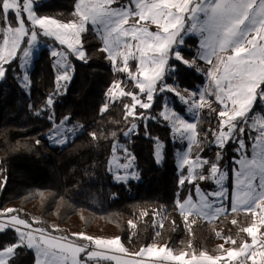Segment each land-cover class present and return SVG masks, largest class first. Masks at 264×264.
<instances>
[{
  "label": "snow or ice",
  "instance_id": "snow-or-ice-1",
  "mask_svg": "<svg viewBox=\"0 0 264 264\" xmlns=\"http://www.w3.org/2000/svg\"><path fill=\"white\" fill-rule=\"evenodd\" d=\"M42 7L38 0H0V83L7 77L6 66L14 61L22 66L21 54L23 66H27L35 55L40 36L53 39L61 46L50 55L62 69L58 84L70 81L74 71L72 59L87 62L83 36L91 26L102 41L100 50L107 54L116 71L125 73L139 91V94L125 92L117 82L109 89V97L129 96L132 103L125 105L127 117L141 123L162 119L171 125L170 131L177 143L187 142V151L176 153L181 172L178 187L191 186L183 200L175 201L185 225L190 223L189 217L213 220L229 211L252 212L258 216L259 226L253 221L252 226L242 229L251 243L225 250L226 258L238 264L249 261L264 264V232L261 231L264 226V0H78L71 20L52 18L41 11ZM186 37H198V52L192 60L186 59L180 50L186 45ZM196 59L209 67H196ZM177 64L203 73L208 87L203 91H182L178 85ZM21 78L25 82L29 79L27 75ZM168 94L176 98L171 106ZM209 97L214 98L219 110L212 107L213 100ZM46 102L52 106L53 97H47ZM175 103L186 106V113L199 114L207 107L217 116V128L202 132L197 123L189 122L175 109ZM154 106L158 109L156 113L151 112ZM137 108L143 111L137 112ZM66 124L67 121L54 124L48 139L55 144L67 142L77 126ZM138 127L137 123H131L124 136L136 133ZM209 132L214 133L210 144L217 149L212 159L201 152ZM92 135L95 138V133ZM154 143V159L161 164L165 159V145L158 138ZM229 144L235 153L231 160L234 177L231 192L226 184L229 169L220 163ZM117 147L114 144L111 161L116 169L115 180L127 183L139 179L134 165L136 157L127 148H122L117 157ZM202 183L213 187L202 188ZM13 213V209L0 212V234L12 231L16 236L10 245L0 246V264H12L18 255L17 249L32 251L33 264H89L90 261L143 264L145 256L175 264H220L222 259L205 253H200L199 259L196 256L186 259L188 253L173 255L172 250L155 246L134 254L141 259H121L117 254H127L128 250L119 238L100 239L82 233H74L76 239L56 236ZM232 223L237 221L234 219ZM227 242L237 243L232 237H227Z\"/></svg>",
  "mask_w": 264,
  "mask_h": 264
},
{
  "label": "trees",
  "instance_id": "trees-1",
  "mask_svg": "<svg viewBox=\"0 0 264 264\" xmlns=\"http://www.w3.org/2000/svg\"><path fill=\"white\" fill-rule=\"evenodd\" d=\"M77 2L45 0L40 3L41 11L53 18L71 20ZM89 28L83 36L87 62L72 59L73 76L63 88H58L55 58L48 48L34 60L29 96L18 82L17 62L6 66L7 77L0 83V212L13 209V214L31 220L34 226H43L54 235H66L70 239H76L73 232L117 236L132 252L160 243L175 255L217 256L226 255L225 250L238 249L244 242L251 243L242 229L256 222L252 212H230L211 221L189 218L190 223L185 225L175 205L176 200L186 197L191 187L188 184L178 187L176 153L180 147L162 120L141 123L127 117L125 105L132 103L129 96L108 102L107 94L118 76L107 54L100 50L102 41ZM39 39L61 49L49 38L40 36ZM186 41L192 46L187 44L181 50L185 57L192 59L198 50V39L188 37ZM131 64L133 68L137 66L135 61ZM177 67L181 89L195 90L205 83V76L193 68L179 64ZM124 85L127 92L139 94L127 77ZM50 96L54 99L52 106L46 102ZM168 98L172 103L176 100L172 94ZM212 100L213 107L219 110ZM175 109L184 112L180 103H175ZM140 111L143 110L137 108ZM151 112L156 113L158 109L154 106ZM205 119L200 128L202 132L217 128L215 113L206 110ZM64 120L79 123L83 131L65 148L49 146L47 138L53 125ZM131 123L139 127L127 140L124 132ZM157 138L165 145V159L161 164L154 159ZM213 138L212 132L205 137V154L210 157L217 151L210 144ZM116 143H124L136 157L138 180L127 183L113 180L109 162ZM232 147L229 144L223 151L221 164L234 154ZM234 219L236 224L232 223ZM261 231L264 232V226ZM227 237L237 243L221 245L220 241L227 242ZM15 240L12 231L0 234V246ZM17 253L12 264H33L32 251L17 249Z\"/></svg>",
  "mask_w": 264,
  "mask_h": 264
},
{
  "label": "rangeland",
  "instance_id": "rangeland-1",
  "mask_svg": "<svg viewBox=\"0 0 264 264\" xmlns=\"http://www.w3.org/2000/svg\"><path fill=\"white\" fill-rule=\"evenodd\" d=\"M43 1H45V0H38V2L39 3H41V2H43ZM51 17V16H50ZM53 18V17H52ZM90 27V26H89ZM152 30H155L154 29V26H153V29ZM40 38V37H39ZM188 37H186V39H187ZM196 38H198V37H196ZM50 39V38H49ZM55 44H58L55 40H53V39H51ZM187 44H189L190 46H192V44L191 43H189V42H187L186 41V45L185 46H183L181 49H183V48H185V47H187ZM45 48H48L49 50H50V52L53 50V49H57V50H59L57 47H55L54 45H48V44H46L45 42H43V41H41L40 39H39V45H38V47L34 50L35 51V55H34V57L33 58H31L30 60H29V62H28V64H27V66H23V57H22V54L20 55V64L22 65V66H19V72H18V75H17V79H18V82H19V84H20V86H21V89H22V91L27 95V96H29L30 95V93H31V83H30V72L32 71V69H33V67H34V60L36 59V58H38L39 57V55H40V53L42 52V50L43 49H45ZM180 49V50H181ZM181 52H183L182 50H181ZM198 52V50H196V53ZM183 54V53H182ZM185 57V56H184ZM186 59H189V58H187V57H185ZM193 59V58H192ZM192 59H189V60H192ZM55 61H56V58H55ZM110 61V60H109ZM110 64H111V67L113 68V71L115 72V74L118 76V78H117V80L115 81V83H117V82H120V84H121V88L125 91V92H127V90H126V87H125V85H124V78L125 77H127V75L125 74V73H121V72H118V71H116V67L112 64V62H110ZM119 64H120V61H117V66H119ZM195 66L196 67H198V68H200V69H207L208 67H209V65H207L205 62H203V61H201V60H199V59H196V61H195ZM55 68H56V70H57V73H58V76L61 74V72H62V69L61 68H59L57 65H56V62H55ZM197 73H199V74H203V73H201V72H197ZM23 75H27L28 76V81L27 82H25L21 77L23 76ZM204 75V74H203ZM72 76H73V72H72ZM205 76V75H204ZM127 79H129L128 77H127ZM71 81V80H70ZM70 81H68V82H64V81H59V84H58V88L60 89V88H63L67 83H69ZM114 83V84H115ZM208 79H207V77L205 76V83L203 84V85H200V86H198V88H196L195 90H199V91H203V88H205V87H208ZM181 89V88H180ZM182 91L183 90H185V89H181ZM194 90V91H195ZM109 93V92H108ZM188 93L187 92H185V95H187ZM107 98H108V102H114L115 100H117L118 98H120V96H116V98L115 99H111L110 97H109V94H107ZM169 99V104H170V106L173 104L172 103V99L171 98H168ZM209 99H211L212 100V97H209ZM181 105V104H180ZM184 107V112H181L182 114H184L185 116H186V118L188 119V121L189 122H193V123H197L198 124V127L199 128H201V126H203L205 123H206V110H209L207 107H205L204 109H202V110H200L199 111V114H194V113H186L185 112V107L186 106H183ZM212 107H213V104H212ZM214 108V107H213ZM210 113H211V111H210ZM205 115V116H204ZM162 120V119H161ZM64 121H67V124H66V126L67 125H75V126H77L76 127V130L73 132V133H70L69 134V139L67 140V142H65V143H63V144H55V143H53L50 139H48V145L49 146H52V147H57V148H65L66 146H68L75 138H77V136L83 131V127L79 124V123H77V122H73V123H71L69 120H64ZM64 121H62V122H64ZM166 123V122H165ZM60 124V123H59ZM58 125V124H57ZM168 126L169 127H171V125L170 124H168ZM213 133V132H212ZM51 134V133H50ZM132 135V133L131 134H129L127 137H125V139H127V140H129V138H130V136ZM49 137V136H48ZM172 139H173V141L176 143V144H178L179 145V147H180V149L178 150V151H187V148L185 147V144L187 143L186 141L185 142H183V143H177L176 142V140L174 139V134L172 133ZM117 145H118V147H117V149H116V156L117 157H119L120 155H121V149L122 148H125V144L124 143H116ZM205 149H206V145H204V147L201 149V152H202V155L204 156V157H208V158H210V159H212V158H214V157H210L209 155H206L205 154ZM250 151V150H249ZM235 154V153H234ZM234 154H232V155H230L229 156V158H226L225 160H224V163H222L221 165H223L225 168H227V169H229V172H230V177H229V180L228 181H226V184H227V186L229 187V189H230V192L232 191V186H233V183H234V177L231 175V168H232V164H231V160H232V157H233V155ZM224 156V155H223ZM249 158H250V156H249ZM111 161H112V157L110 158V162H109V172L112 174V176H113V180L116 182V183H123V182H117L116 180H115V174H116V169H115V165L113 164V163H111ZM134 165H135V163H134ZM110 168H111V171H110ZM177 168H178V175H179V177L181 176V172H180V170H179V158H178V156H177ZM135 170L137 171V169H136V167H135ZM138 172V171H137ZM138 174H139V172H138ZM136 180H138V179H136ZM130 181V180H129ZM201 187L202 188H205V189H207V188H211V187H213V185L212 184H210V183H202V185H201ZM242 211H245V212H248V211H246V210H242ZM259 210H257V212H258ZM228 213H230V211L228 212ZM254 214V213H253ZM255 215V214H254ZM255 217H256V223H257V226H259V220H258V216H256L255 215ZM189 218H194V219H198V220H205V221H211V220H208V219H206V218H200V217H189ZM213 220H215V219H213ZM220 243L223 245V246H228V242H226L225 240H221L220 241ZM162 247H164V248H167V247H165L164 245H162Z\"/></svg>",
  "mask_w": 264,
  "mask_h": 264
},
{
  "label": "crops",
  "instance_id": "crops-1",
  "mask_svg": "<svg viewBox=\"0 0 264 264\" xmlns=\"http://www.w3.org/2000/svg\"><path fill=\"white\" fill-rule=\"evenodd\" d=\"M196 38V37H194ZM198 39V38H197ZM74 234V232H73ZM76 234H79V233H76ZM54 235V234H53ZM85 235H88V236H92L94 238H100V239H115V238H119L117 236H110V235H96V234H92V233H86ZM57 236V235H56ZM120 239V238H119ZM121 240V239H120ZM78 242V241H77ZM122 242V240H121ZM78 243H83V242H78ZM123 244V242H122ZM222 245V244H221ZM123 246L125 247V245L123 244ZM150 246H155L159 249H164V247H162V244L160 243H154V244H151L149 245L148 247ZM128 252L127 254H117L120 256L121 259H141L140 257L138 256H135L134 254L138 253V252H132L131 250H129L127 247H125ZM146 248V247H145ZM168 249V248H167ZM173 255H175L173 253ZM217 256H220L222 257L221 260H224V259H227L226 258V255H217ZM217 256H212V257H217ZM186 259H191L192 257H188L186 256L185 257ZM200 257H197V259H199ZM8 259L10 260L11 257H8ZM143 260V264H175L174 261H169V260H165V261H160L158 260L157 258L155 257H148V256H145L142 258ZM89 264H115L114 261H90Z\"/></svg>",
  "mask_w": 264,
  "mask_h": 264
},
{
  "label": "built area",
  "instance_id": "built-area-1",
  "mask_svg": "<svg viewBox=\"0 0 264 264\" xmlns=\"http://www.w3.org/2000/svg\"><path fill=\"white\" fill-rule=\"evenodd\" d=\"M220 264H238L237 261H228L227 259L221 260ZM248 264H251V261L248 262Z\"/></svg>",
  "mask_w": 264,
  "mask_h": 264
}]
</instances>
